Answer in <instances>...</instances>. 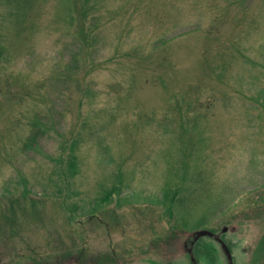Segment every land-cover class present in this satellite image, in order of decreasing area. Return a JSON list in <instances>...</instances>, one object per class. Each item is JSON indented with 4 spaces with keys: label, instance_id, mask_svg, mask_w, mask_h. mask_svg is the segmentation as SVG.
I'll list each match as a JSON object with an SVG mask.
<instances>
[{
    "label": "rangeland",
    "instance_id": "374dc122",
    "mask_svg": "<svg viewBox=\"0 0 264 264\" xmlns=\"http://www.w3.org/2000/svg\"><path fill=\"white\" fill-rule=\"evenodd\" d=\"M187 243L264 264V0H0V264Z\"/></svg>",
    "mask_w": 264,
    "mask_h": 264
},
{
    "label": "trees",
    "instance_id": "16d2710c",
    "mask_svg": "<svg viewBox=\"0 0 264 264\" xmlns=\"http://www.w3.org/2000/svg\"><path fill=\"white\" fill-rule=\"evenodd\" d=\"M109 193L111 194V192H110V191H107V192L105 193L104 197L108 199V198H109V196H110V194H109ZM174 194H175V193H174ZM174 194H173V195H174ZM171 199H172V198H171Z\"/></svg>",
    "mask_w": 264,
    "mask_h": 264
},
{
    "label": "water",
    "instance_id": "95a60500",
    "mask_svg": "<svg viewBox=\"0 0 264 264\" xmlns=\"http://www.w3.org/2000/svg\"><path fill=\"white\" fill-rule=\"evenodd\" d=\"M206 233L205 231H199L198 234H204Z\"/></svg>",
    "mask_w": 264,
    "mask_h": 264
},
{
    "label": "bare ground",
    "instance_id": "6f19581e",
    "mask_svg": "<svg viewBox=\"0 0 264 264\" xmlns=\"http://www.w3.org/2000/svg\"><path fill=\"white\" fill-rule=\"evenodd\" d=\"M185 245H187V246H188V244H185ZM186 248H188V247H186Z\"/></svg>",
    "mask_w": 264,
    "mask_h": 264
}]
</instances>
